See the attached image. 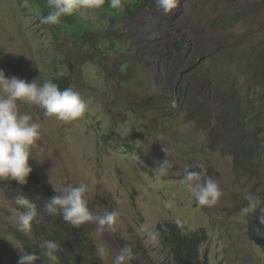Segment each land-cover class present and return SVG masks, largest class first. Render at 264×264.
I'll use <instances>...</instances> for the list:
<instances>
[{"label":"rangeland","instance_id":"374dc122","mask_svg":"<svg viewBox=\"0 0 264 264\" xmlns=\"http://www.w3.org/2000/svg\"><path fill=\"white\" fill-rule=\"evenodd\" d=\"M182 1L188 10L182 20L173 12L167 18L157 8L138 13L145 20L158 18L162 24L158 32H151L158 37L156 47L147 51L128 26L134 19L123 24V2L113 9L106 0L100 9H81L62 17L56 26L63 36L53 39L47 24L41 23V16L49 11L48 0H0V69L9 77L29 82L40 78L41 83L65 74L69 87L78 90L88 106L82 118L62 122L45 117L41 108L20 104L22 113L41 124L27 184L38 179L58 194L67 185L84 182L89 185V207L95 214L118 211L115 231L107 227L97 231L95 223L82 225L77 232L71 228L74 244L91 238L98 251L106 250L100 255L104 264H112V253L125 245L135 253L131 264L148 260L173 264L158 230L168 222L178 223L183 232L205 230L208 240L200 251L209 264H264V247L246 234L250 221L264 217V136L253 135L256 141L248 138L244 143L230 131L238 121L237 88L253 80L261 65L253 62L264 60V0ZM77 14L92 24L89 29L83 28ZM211 30L222 37V43L206 40L204 31ZM181 40L187 42L178 54L189 53L193 43L207 50L192 65L194 69L189 63L176 68L171 92L181 106L173 109L170 98H163L168 90L162 80L154 85L152 75L162 70L164 82L165 73H173L175 67L162 61L154 49L158 44L160 53L167 55L168 46ZM214 47L211 53L209 48ZM131 54L138 60L125 64L131 62ZM196 82L201 85V99L213 104L209 106L215 117L203 119L199 129H194L185 111L194 97L184 98L188 86ZM213 87L218 90L216 96L211 95ZM254 97L244 96L242 102L251 103V114H264V100ZM225 133L230 134V144L221 143ZM165 159L169 167L161 176L153 168ZM186 166L200 173L201 182L208 176L216 179L223 192L216 205L195 202L181 183ZM9 194V188L0 183V264H17L19 249L23 250L20 231L9 217L17 207ZM245 208L249 210L243 212ZM72 250L73 259L79 260L77 245Z\"/></svg>","mask_w":264,"mask_h":264},{"label":"clouds","instance_id":"9594fccd","mask_svg":"<svg viewBox=\"0 0 264 264\" xmlns=\"http://www.w3.org/2000/svg\"><path fill=\"white\" fill-rule=\"evenodd\" d=\"M113 9L121 6L122 0H108ZM180 0H155L158 10L167 15L177 8ZM106 0H48L49 11L41 16V23L56 25L64 16H70L81 9H100ZM20 104L35 106L43 109L45 117L55 118L62 122H71L83 117L87 110V103L81 93L72 87L61 89L52 80L42 83L40 78L27 81L17 76H7L0 69V181H16L19 185H26L28 177L32 173L30 160L35 159L32 149L41 136V124L32 120V117L20 111ZM165 153L167 149L164 148ZM168 155V154H167ZM169 167V159L159 161L153 168L159 175H166ZM181 183L201 206L212 207L217 204L223 195L217 181L208 176L201 182L200 173L185 168ZM56 190V189H55ZM57 192V191H56ZM89 185L81 182L77 186L67 185L57 195L44 200L43 211L48 215L59 214L62 219L75 228L87 223H95L97 231H103L105 227L109 231H115L113 227L118 211L113 209L105 211L103 215L95 214L89 207ZM17 206L10 210V218L15 222L19 231L30 233L32 224L38 216V205L22 191V194L14 197ZM249 209H242L247 212ZM264 211V209H261ZM155 237V233H148ZM42 255L52 264H58L56 253L60 250V244L54 240H43L40 243ZM17 264H36L40 259L34 252H26L21 249ZM99 255L106 253L100 249ZM135 259V253L128 245L112 253V264H131Z\"/></svg>","mask_w":264,"mask_h":264},{"label":"trees","instance_id":"16d2710c","mask_svg":"<svg viewBox=\"0 0 264 264\" xmlns=\"http://www.w3.org/2000/svg\"><path fill=\"white\" fill-rule=\"evenodd\" d=\"M21 1V0H19ZM36 3V0H34ZM122 17L123 24H127L129 20L132 18L134 21L132 24L128 25L131 30L134 32L133 38L136 39L138 43H140L143 48L147 51H151L152 48L156 47V42L158 37L157 35H152L151 32L156 31L162 26L161 21L153 16L149 17L147 20L143 19L140 14V11H143L147 8H157L155 4V0H122ZM121 2V3H122ZM103 13H106L103 10H100ZM107 11V10H106ZM160 11V10H159ZM187 8L184 5L183 1L180 0L176 9L173 10L174 16H179V20H182V17L187 18ZM81 13V12H80ZM160 13H162L160 11ZM74 15V14H73ZM78 15V14H77ZM165 15V14H162ZM168 15V14H167ZM165 15V16H167ZM79 19L84 23L83 28L89 29L92 24L88 23L84 18H82L81 14L78 15ZM181 16V17H180ZM141 18V19H140ZM168 18V16H167ZM183 18V20H184ZM140 20V22H138ZM111 21H113V17H111ZM95 24V23H93ZM47 31H49L52 35L53 39L62 38L63 33L60 31V27L56 25H47ZM86 29V30H87ZM160 30V29H159ZM206 40L213 42V43H222V37H217L213 35V31L205 32ZM113 36V35H112ZM117 38L116 36H114ZM119 40V38H117ZM156 40V41H155ZM53 42V41H52ZM187 42L185 40L175 41L170 44L167 48V55H165V51L160 53V47L156 50V53L160 55L162 61L170 62L173 68V73H170L168 70L165 74V77H168L166 81L163 82L162 70L158 71L156 75L153 76L152 82L154 85L158 80H162V85L168 90L165 96L163 97L165 100L170 98V100L174 103L175 106L172 108H176L178 105L181 106V101L179 98L174 95V92H171V86H173L174 76L176 73V68L183 63L186 66L188 63L191 64L190 66L194 65L198 61V57L204 54V51L207 50V47H189L190 52L186 55L184 53H179L184 47V43ZM128 43L125 42L124 45ZM97 47V45H95ZM98 49V47H97ZM214 48H209V50H213ZM211 51V53H213ZM175 55V56H173ZM138 60V58L131 54V62H126L125 64H133ZM164 62H160V67L165 65ZM255 65H260L257 67V73L253 76L252 81H248L247 84L242 86H238L235 98L239 101V108L235 116L238 118V121H235L233 126L231 127L230 131L236 135L239 141H243L246 143L248 138H252L253 141H256L255 136L259 135L258 138L264 136V114L258 113L256 115L251 114L250 112V104L251 103H243L242 98L244 96L248 97L251 94L255 95L254 99L256 100H264V60H258L253 62ZM235 63L233 66H235ZM69 66L73 68V64L69 63ZM231 65V67H233ZM125 67V65H124ZM159 68V67H158ZM156 69V71L158 70ZM246 68H250V65H247ZM190 69H194V66L190 67ZM223 71L227 75V68L223 66ZM58 72V70H56ZM129 73V71H127ZM59 73V72H58ZM57 73V74H58ZM152 73V72H151ZM131 74V73H129ZM185 72L182 74L184 75ZM118 75V74H117ZM186 75V74H185ZM184 75V76H185ZM215 75H217L215 73ZM183 76V77H184ZM53 82L57 83L61 89L69 87L71 82L69 81V77L65 74L57 75L56 77H52L51 79ZM226 78L222 81L226 83ZM128 82V81H127ZM126 82V83H127ZM217 84L219 81H213ZM120 85V84H119ZM121 86V85H120ZM200 83L196 82L190 86H188L187 91L188 95L184 94L185 96H192L193 105L190 106L187 104L186 117L188 120H191L195 128H198L199 123L203 122V119H213V112L211 107L209 106L213 104L211 102H207L206 100L201 99L200 90ZM125 88V87H123ZM218 90L213 87L210 89L211 95L216 96V92ZM235 93V92H234ZM239 94V95H238ZM203 103V104H202ZM123 106H127L125 102H123ZM170 109L168 105L167 111ZM208 110L210 111V117L207 116ZM198 111V114L194 112ZM145 114V112H144ZM257 119H260V122L257 123ZM248 120H251L248 123ZM154 123V122H153ZM199 129V128H198ZM201 129V128H200ZM253 135H255L253 137ZM105 137V136H104ZM230 137L229 133H225L222 136V142L224 144H230L227 140ZM256 150V147H255ZM3 185L5 184L9 188V197L14 200V197L17 195L22 194V191L26 193L30 198L34 199L38 205L37 211L38 216L36 220L32 224V230L30 233L25 234L24 232L20 231L19 233V241L22 245L23 251L26 252H34L40 259L36 261V264H52L46 257L42 255V249L40 248V243L43 240H54L60 244V250L56 253L58 256V264H104L101 256L98 254L99 251L95 247L94 242L91 238L83 239L76 244L73 243V236L74 232L71 230L73 228L77 232V228L71 227L70 224L66 223L62 216L59 214L56 215H48L46 212L43 211V204L44 200L51 198L55 194L51 189H49L42 181L36 179L32 181L30 184L18 186L16 182L13 181H0ZM159 232L163 235L164 238V245L168 250V254L170 260L173 264H209L208 259L201 254V246L208 240L206 232L204 229H197V230H188L187 232H183L181 226L178 223L168 222L164 223L161 226H158ZM249 240L257 245L264 247V217H257L256 219L250 221L247 225V232H246ZM77 245L78 253L81 256L78 257L79 260L73 259L70 254V251L73 252V247ZM5 251V249H4ZM8 255V254H7ZM14 255H19V252L15 253ZM9 256V255H8ZM133 264H142V263H133ZM146 264H154L152 261L148 260Z\"/></svg>","mask_w":264,"mask_h":264}]
</instances>
